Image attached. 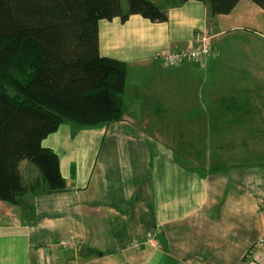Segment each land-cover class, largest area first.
Here are the masks:
<instances>
[{"label":"crops","instance_id":"obj_1","mask_svg":"<svg viewBox=\"0 0 264 264\" xmlns=\"http://www.w3.org/2000/svg\"><path fill=\"white\" fill-rule=\"evenodd\" d=\"M259 28H264V10L252 0H241L230 14L213 20L199 1L170 7L163 23L140 15L125 23L102 20V56L127 63L128 89L142 85L143 92L135 86L125 97L120 122L83 130L63 124L44 140V147L60 156L67 187L27 194L17 205L0 202V264H264V155L247 151L264 148V141L238 142L240 148L234 142L219 144L217 151H246L215 158L197 150L196 132L191 145H184L182 134L162 130L166 117L178 115L170 83L192 85L198 78L212 83L217 60H209L218 58L170 67L163 53L197 46L205 38L221 51L215 40L226 31L258 33ZM156 86L164 93L157 94ZM235 93L217 104L226 123L216 129L232 124L225 116L236 111L222 101L239 104ZM129 96L132 104L140 100L141 114L129 110ZM153 104L161 112L155 114L157 123L149 124ZM198 113L190 104L184 115ZM214 129L199 126L201 132ZM31 165H22L26 181L39 175ZM76 239L79 244L68 248L49 245Z\"/></svg>","mask_w":264,"mask_h":264},{"label":"trees","instance_id":"obj_2","mask_svg":"<svg viewBox=\"0 0 264 264\" xmlns=\"http://www.w3.org/2000/svg\"><path fill=\"white\" fill-rule=\"evenodd\" d=\"M188 1L204 2L213 20L241 0H127L126 8L123 0H0V202L67 187L60 156L43 145L63 124L83 130L124 120L129 65L102 56L100 22L132 15L168 22L169 8ZM252 1L264 10V0ZM26 162L39 172L30 181Z\"/></svg>","mask_w":264,"mask_h":264},{"label":"rangeland","instance_id":"obj_3","mask_svg":"<svg viewBox=\"0 0 264 264\" xmlns=\"http://www.w3.org/2000/svg\"><path fill=\"white\" fill-rule=\"evenodd\" d=\"M123 3L126 8L127 0H123ZM257 30L258 33L246 31L245 29L235 32L230 30L215 40V43L219 42L223 47H221V51L218 50V58L209 60H217L215 62L217 73L213 76L212 83L201 84L199 83L200 78L196 80V83H192V85L188 83L184 84L183 82L170 83V93H176L178 97L179 108L176 110L178 115L166 117L165 121L162 122V130L169 128L176 133L177 137L182 134L184 136V145H191L190 139L197 133L200 143L197 150L203 153V155L208 154V156L215 158L227 155L238 156L241 149L246 151L243 147L236 151L229 148H222L220 151H217L215 147L219 144L229 146L233 142L237 145L238 142L264 141V28ZM203 61L205 60H201L200 63ZM135 86H137L136 90L138 92H143L141 89L142 85L138 87V85L132 84L130 90L127 86L125 97L135 90ZM159 89L160 87L156 86L155 91L157 94L161 95L164 93L159 92ZM234 92H236L235 95L238 97L239 104H243L242 111H236L233 114L225 116L232 124L226 125L228 127L223 128V130L216 129L223 127L224 123H226L224 119L225 112L218 108L217 104L222 96L233 94ZM131 98L130 96L128 97L129 110L134 115L141 114L140 109H137L140 100L136 104H132ZM198 98L200 99V103L198 102ZM190 104H193V108L199 112L198 115L190 117L184 115ZM208 105H211V107H208ZM153 107L156 110L152 112V116H146L149 124H156L157 121L154 119L155 114L161 112L157 110L158 105L153 104ZM156 116L160 115L157 114ZM164 117H160V119ZM204 124L215 127L214 131L201 132L199 126L201 127ZM256 132H261V136H256ZM167 134L169 133L167 132ZM166 142L176 144V141H172L168 137H166ZM182 148L185 152L191 149ZM259 150L261 151L260 155H264V148L256 149L254 145V148L247 149L249 152ZM31 169L33 172L38 173L37 168L32 165Z\"/></svg>","mask_w":264,"mask_h":264},{"label":"built area","instance_id":"obj_4","mask_svg":"<svg viewBox=\"0 0 264 264\" xmlns=\"http://www.w3.org/2000/svg\"><path fill=\"white\" fill-rule=\"evenodd\" d=\"M216 52L212 48L209 39L205 38L202 40V45L191 46L185 50L167 51L162 55V61L170 67H180L186 62L198 60L202 58H209L215 56ZM79 244L78 239L76 240H65L58 243H50V246L58 248L72 247ZM138 247L140 244L137 245ZM77 264V263H73Z\"/></svg>","mask_w":264,"mask_h":264}]
</instances>
